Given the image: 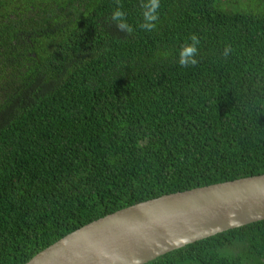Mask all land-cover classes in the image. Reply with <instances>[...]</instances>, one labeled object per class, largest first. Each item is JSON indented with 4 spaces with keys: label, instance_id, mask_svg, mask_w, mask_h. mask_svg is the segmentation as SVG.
<instances>
[{
    "label": "trees",
    "instance_id": "16d2710c",
    "mask_svg": "<svg viewBox=\"0 0 264 264\" xmlns=\"http://www.w3.org/2000/svg\"><path fill=\"white\" fill-rule=\"evenodd\" d=\"M141 3L0 0V264L129 205L264 173V0H161L151 32ZM193 34L198 63L181 67ZM144 264H264V220Z\"/></svg>",
    "mask_w": 264,
    "mask_h": 264
},
{
    "label": "water",
    "instance_id": "95a60500",
    "mask_svg": "<svg viewBox=\"0 0 264 264\" xmlns=\"http://www.w3.org/2000/svg\"><path fill=\"white\" fill-rule=\"evenodd\" d=\"M264 220V173L141 201L92 220L24 264H144Z\"/></svg>",
    "mask_w": 264,
    "mask_h": 264
},
{
    "label": "clouds",
    "instance_id": "9594fccd",
    "mask_svg": "<svg viewBox=\"0 0 264 264\" xmlns=\"http://www.w3.org/2000/svg\"><path fill=\"white\" fill-rule=\"evenodd\" d=\"M142 9V23L139 27L146 31L151 32L157 28L159 21V10L161 8V0H142L140 5ZM127 14L118 4L116 9L111 13V20L115 23L117 29L126 34H131L133 28L127 23ZM190 43H185L178 54V63L181 67L195 66L198 63L197 56L199 55L198 46L200 39L195 35L189 37ZM233 49L230 45H226L222 55L226 58L232 53Z\"/></svg>",
    "mask_w": 264,
    "mask_h": 264
}]
</instances>
